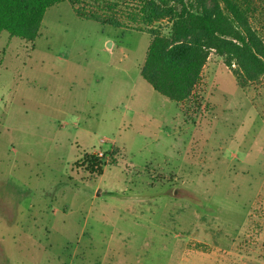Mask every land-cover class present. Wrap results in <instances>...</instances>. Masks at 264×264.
I'll use <instances>...</instances> for the list:
<instances>
[{
	"label": "rangeland",
	"instance_id": "1",
	"mask_svg": "<svg viewBox=\"0 0 264 264\" xmlns=\"http://www.w3.org/2000/svg\"><path fill=\"white\" fill-rule=\"evenodd\" d=\"M148 44L67 2L32 43L0 34V264H264V76L211 52L176 104L139 74Z\"/></svg>",
	"mask_w": 264,
	"mask_h": 264
},
{
	"label": "trees",
	"instance_id": "2",
	"mask_svg": "<svg viewBox=\"0 0 264 264\" xmlns=\"http://www.w3.org/2000/svg\"><path fill=\"white\" fill-rule=\"evenodd\" d=\"M62 2L78 18L146 32L139 74L176 104L192 97L211 52L237 68L240 87L264 76V38L251 22L258 13L254 22L264 26V0H0V34L32 43L46 10ZM163 22L166 34L158 26ZM82 163L89 174L102 175L101 157L89 153Z\"/></svg>",
	"mask_w": 264,
	"mask_h": 264
},
{
	"label": "crops",
	"instance_id": "3",
	"mask_svg": "<svg viewBox=\"0 0 264 264\" xmlns=\"http://www.w3.org/2000/svg\"><path fill=\"white\" fill-rule=\"evenodd\" d=\"M247 257H249V256H245V258H241L242 260H240V263L244 260L242 264H260V263L254 261L256 259H254V258L251 259L250 257L249 258H247ZM256 261H258V260H256Z\"/></svg>",
	"mask_w": 264,
	"mask_h": 264
}]
</instances>
